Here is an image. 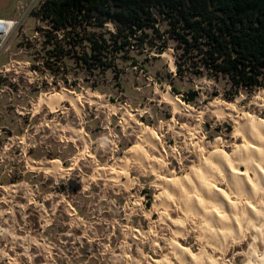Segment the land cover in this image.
<instances>
[{"label": "rangeland", "instance_id": "obj_1", "mask_svg": "<svg viewBox=\"0 0 264 264\" xmlns=\"http://www.w3.org/2000/svg\"><path fill=\"white\" fill-rule=\"evenodd\" d=\"M40 2L0 0V17H14L17 7L30 11L0 63L11 69L0 78V264H180L167 248L171 243L212 264H252L253 255L260 264L264 230L261 245L244 232L243 241L234 238L221 249L209 241L212 234L204 237L189 224L185 238L176 233L185 220L178 189L170 188L171 208L154 204L171 179L202 177L203 163L215 168L210 145L220 143L228 157L243 149L235 117L248 114L264 124V89L232 98L225 82L180 77L169 41L161 54L148 44L118 56L117 70L99 77L94 90V77L76 72L70 60L46 59L43 36L50 25L37 16ZM165 29L162 24L164 36ZM57 67L60 73L51 70ZM63 92L76 101L65 98L54 108L41 102ZM167 92L184 104L181 111L165 99ZM192 92L198 95L188 103ZM224 107L236 115L221 113ZM144 129L155 132L157 147ZM135 147L159 164L156 171L131 159ZM126 156L129 164L122 162ZM221 189L231 192L227 185ZM193 191L200 199L195 185Z\"/></svg>", "mask_w": 264, "mask_h": 264}, {"label": "trees", "instance_id": "obj_2", "mask_svg": "<svg viewBox=\"0 0 264 264\" xmlns=\"http://www.w3.org/2000/svg\"><path fill=\"white\" fill-rule=\"evenodd\" d=\"M37 16L50 25L43 36L48 62L70 60L94 77V90L99 77L117 70L118 56L148 44L161 54L169 41L180 77L225 82L232 98L264 89V0H45ZM150 32L157 43L147 41Z\"/></svg>", "mask_w": 264, "mask_h": 264}, {"label": "bare ground", "instance_id": "obj_3", "mask_svg": "<svg viewBox=\"0 0 264 264\" xmlns=\"http://www.w3.org/2000/svg\"><path fill=\"white\" fill-rule=\"evenodd\" d=\"M65 98L71 99L73 102L76 101L72 95L63 92L48 99H41V102L45 101L47 106L54 108ZM165 99L171 101L174 107L180 111L184 108V104L182 105L170 92H167ZM261 100L264 103V91H262ZM226 109L229 108H219L223 114L227 112ZM229 111L232 117L236 115L231 108ZM220 112L218 114H221ZM235 118L236 130L243 140V149L240 152L235 149L234 155L228 157L221 152L220 143L216 142L212 146L210 145L209 149L213 156L215 168L203 163L201 165L202 177L192 173L189 179L182 183L174 182L171 179L165 184V186H168L169 191L159 196L154 204L156 210H159L160 207L171 208L172 191L170 188L178 189L183 201L181 204L185 208V220L184 222L177 221L176 233L185 238L187 236L186 224H189L195 231L200 230L204 237H207V233L212 234L209 241L212 240L221 249H226L228 243L234 238H240V241H243L245 238L244 232H250L257 245H261L264 230V124L256 121L248 114H244L243 117L236 115ZM143 131L146 141L151 146L157 147L155 132L151 129H144ZM130 154L132 157H128H131V159L140 160L145 167H151L154 171L157 170L159 164L149 161V157L140 148H133L129 152ZM126 157L123 158L122 162L129 164V159ZM150 163H152L151 166ZM51 166L55 170L60 167L55 162ZM127 168L126 166L125 170ZM158 168L160 170L161 167ZM125 184L130 186L132 181L128 179ZM193 185H195L200 199L193 191ZM224 185H227L231 191L230 193L221 189ZM190 192L193 196L189 198L188 194ZM148 213L149 211L146 214ZM162 217L164 220L167 215L164 214ZM199 220L202 227H198L197 222ZM167 248L170 250L171 256L180 264H212L208 257L195 258L190 252L182 250L172 243ZM252 259V264H256V256L253 255ZM149 264L158 263L149 260ZM260 264H264V260Z\"/></svg>", "mask_w": 264, "mask_h": 264}, {"label": "built area", "instance_id": "obj_4", "mask_svg": "<svg viewBox=\"0 0 264 264\" xmlns=\"http://www.w3.org/2000/svg\"><path fill=\"white\" fill-rule=\"evenodd\" d=\"M44 1L45 0H41L40 5L43 4ZM29 12L30 11H28V9L24 7H17V15H15L14 17H0V63L4 54L8 50V44L11 38L14 35H19L20 32L23 30L24 23L26 22L29 16ZM38 17L40 18V20H42L40 16ZM9 72H11L10 65H8L7 67H0V78H6ZM84 257L89 260L93 257V255L91 253H87L84 255ZM97 259L99 258L97 257Z\"/></svg>", "mask_w": 264, "mask_h": 264}, {"label": "crops", "instance_id": "obj_5", "mask_svg": "<svg viewBox=\"0 0 264 264\" xmlns=\"http://www.w3.org/2000/svg\"><path fill=\"white\" fill-rule=\"evenodd\" d=\"M5 18H10V17L8 16V17H5Z\"/></svg>", "mask_w": 264, "mask_h": 264}]
</instances>
